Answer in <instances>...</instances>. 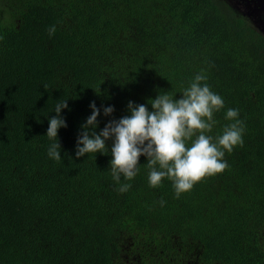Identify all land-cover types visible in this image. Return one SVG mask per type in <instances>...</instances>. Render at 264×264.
<instances>
[{"label":"trees","instance_id":"1","mask_svg":"<svg viewBox=\"0 0 264 264\" xmlns=\"http://www.w3.org/2000/svg\"><path fill=\"white\" fill-rule=\"evenodd\" d=\"M202 70L224 101L214 142L228 109L244 124L223 172L177 199L167 179L149 186L143 156L135 178L121 179L131 188L118 192L112 140L106 154L75 157L91 102L101 109L99 133L130 115L129 101L151 111L158 93L179 99ZM64 99L56 162L46 132ZM0 264H264V33L241 8L230 0H0Z\"/></svg>","mask_w":264,"mask_h":264},{"label":"clouds","instance_id":"2","mask_svg":"<svg viewBox=\"0 0 264 264\" xmlns=\"http://www.w3.org/2000/svg\"><path fill=\"white\" fill-rule=\"evenodd\" d=\"M55 31L54 25L49 26L50 37ZM206 80L207 75L202 70L192 78L179 99L167 92L158 93L155 99H150L151 103L148 102L151 111L145 104L135 105L129 101L130 115L109 120L99 133L96 128L101 109L91 102V115L81 125L76 140L75 157L98 152L106 154V141L112 140L109 168L118 192L125 193L131 188L130 183H122L121 179L131 181L135 178L140 170L139 158L143 156L149 169V186L158 188L167 179L172 182L176 198H180L196 183L223 172L228 167L225 153L243 145L244 124L238 118L237 109L226 111L225 119L230 123L215 137V142L209 135L217 123L214 114L224 108V101L210 90ZM44 88L47 90V85ZM67 108V99L58 101L54 107L56 115L48 120L46 136L51 141L48 156L56 162L62 159L58 130L67 127L60 113ZM113 111L112 106L103 107L106 117ZM159 203L163 206L165 202Z\"/></svg>","mask_w":264,"mask_h":264},{"label":"rangeland","instance_id":"3","mask_svg":"<svg viewBox=\"0 0 264 264\" xmlns=\"http://www.w3.org/2000/svg\"><path fill=\"white\" fill-rule=\"evenodd\" d=\"M233 2H234V5L236 7H238V8L244 7L245 8L244 9L245 12L247 13V9H246V5L244 4V0H233ZM258 3H262V5H263L264 4V0H258ZM260 7H257V8H260ZM263 9H264V7L261 8V9H255V7H252V10L250 11V13H247V14H249L252 18L254 17L253 19H254L255 23L257 24V26L264 32V15H262V14L259 13V11L260 10H263Z\"/></svg>","mask_w":264,"mask_h":264},{"label":"flooded vegetation","instance_id":"4","mask_svg":"<svg viewBox=\"0 0 264 264\" xmlns=\"http://www.w3.org/2000/svg\"><path fill=\"white\" fill-rule=\"evenodd\" d=\"M230 2L232 3V4H234V2H233V0H230ZM244 4L246 5V9H247V13H250V11L252 10V7H255V9H261V8H263L264 7V4L262 5V3H258V0H244ZM244 5V6H245ZM261 7H260V6ZM257 7H260V8H257ZM241 8V7H240ZM243 11H244V13H246L245 12V8L244 7H242L241 8ZM246 13V15L248 16V18L251 20V22L254 24V26L255 27H257L262 33H264L258 26H257V24L255 23V21H254V17L252 18L249 14H247ZM259 13L260 14H262V15H264V9L263 10H260L259 11Z\"/></svg>","mask_w":264,"mask_h":264}]
</instances>
